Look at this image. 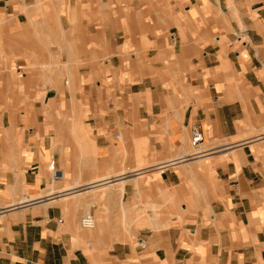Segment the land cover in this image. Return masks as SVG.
I'll use <instances>...</instances> for the list:
<instances>
[{
    "label": "crops",
    "instance_id": "crops-1",
    "mask_svg": "<svg viewBox=\"0 0 264 264\" xmlns=\"http://www.w3.org/2000/svg\"><path fill=\"white\" fill-rule=\"evenodd\" d=\"M0 205V264H264V0H0Z\"/></svg>",
    "mask_w": 264,
    "mask_h": 264
},
{
    "label": "built area",
    "instance_id": "built-area-1",
    "mask_svg": "<svg viewBox=\"0 0 264 264\" xmlns=\"http://www.w3.org/2000/svg\"><path fill=\"white\" fill-rule=\"evenodd\" d=\"M204 142H205V135H204L202 129L199 127L193 128L192 137H191V145H192L193 149L195 150V152H194L195 156L204 155L206 153V151L201 149ZM50 167H51V170L53 171L55 178H59L62 176V172L57 170L55 167V161H52L50 163ZM4 210H5V208H3L0 205V214ZM80 223H81V226L84 228H93L96 225V220H95V217L92 213L86 212L84 214V216L81 218ZM139 244H140L141 248L146 247V244L143 240H140Z\"/></svg>",
    "mask_w": 264,
    "mask_h": 264
},
{
    "label": "rangeland",
    "instance_id": "rangeland-1",
    "mask_svg": "<svg viewBox=\"0 0 264 264\" xmlns=\"http://www.w3.org/2000/svg\"><path fill=\"white\" fill-rule=\"evenodd\" d=\"M206 146H208V145H206ZM193 149V148H192Z\"/></svg>",
    "mask_w": 264,
    "mask_h": 264
}]
</instances>
